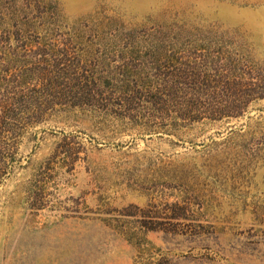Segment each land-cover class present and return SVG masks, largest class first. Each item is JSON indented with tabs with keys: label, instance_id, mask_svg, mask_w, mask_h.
<instances>
[{
	"label": "rangeland",
	"instance_id": "1",
	"mask_svg": "<svg viewBox=\"0 0 264 264\" xmlns=\"http://www.w3.org/2000/svg\"><path fill=\"white\" fill-rule=\"evenodd\" d=\"M0 264H264V0H0Z\"/></svg>",
	"mask_w": 264,
	"mask_h": 264
},
{
	"label": "trees",
	"instance_id": "2",
	"mask_svg": "<svg viewBox=\"0 0 264 264\" xmlns=\"http://www.w3.org/2000/svg\"><path fill=\"white\" fill-rule=\"evenodd\" d=\"M1 176H2V170H1V167H0V178H1Z\"/></svg>",
	"mask_w": 264,
	"mask_h": 264
}]
</instances>
